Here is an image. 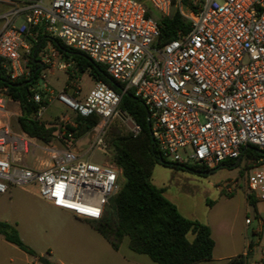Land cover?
<instances>
[{"label":"built area","instance_id":"1","mask_svg":"<svg viewBox=\"0 0 264 264\" xmlns=\"http://www.w3.org/2000/svg\"><path fill=\"white\" fill-rule=\"evenodd\" d=\"M175 13L185 28L160 43V22ZM55 39L124 85L117 93L96 82L85 101L59 92L56 99L76 114L96 115L103 125L127 119L137 136L140 126L119 110L122 96L131 93L147 107L163 160L184 165L192 159L214 169L240 163L250 147L264 152V0H0V71L10 81L31 75L35 47L44 68L66 70L70 65L58 60ZM31 91L40 103L41 94ZM5 97L0 95V195L33 185L55 207L99 220L123 187L121 169L88 163L71 150L43 169L19 165L29 143L1 123L12 117ZM102 145L99 134L92 148ZM245 158L248 194L264 202V154Z\"/></svg>","mask_w":264,"mask_h":264},{"label":"rangeland","instance_id":"2","mask_svg":"<svg viewBox=\"0 0 264 264\" xmlns=\"http://www.w3.org/2000/svg\"><path fill=\"white\" fill-rule=\"evenodd\" d=\"M37 59H41V51ZM58 60L70 66L64 71L57 67L42 68L35 85L39 91L45 92L48 88L54 93L45 92L48 105L37 118L48 127L56 128L51 142L45 143L24 134L18 124L20 115H17V105L5 97L7 111L16 110L18 113L2 118L1 123L9 124L14 134L29 143L28 152L20 155L21 164L43 169L56 161L57 154L73 148V152L88 163L116 165L113 161L114 149L109 142L116 135L130 134L131 122L120 117L106 125L99 121L84 137L78 140H70L69 136L66 138V125H72L77 114L61 104L56 99L57 94L65 91L78 101H85L96 82L89 72L77 77L75 61L60 52ZM99 134L103 136L104 145L92 148ZM246 155L247 152L237 166L233 167L236 162L230 166L232 161H226L210 169L212 172L207 175L194 172L196 166L192 159L181 165L173 163L171 158H165L164 163L155 165L151 182L176 206L182 217L211 228L216 251H256L251 258L255 261L264 251V224L260 223V219L264 221V202L254 194H248ZM247 195H251L255 201L259 215L255 219H252ZM247 218L251 225L246 223ZM0 222L12 225L23 243L35 253L29 255L0 236V264H42L40 258H44L48 264H120L124 256L154 264L147 256L130 250L128 237L123 239L117 250L119 252H116L92 227L91 220L52 207L33 185L11 187L7 194L0 195ZM260 229L262 231L255 235L254 232ZM200 264L216 263L205 261Z\"/></svg>","mask_w":264,"mask_h":264},{"label":"trees","instance_id":"3","mask_svg":"<svg viewBox=\"0 0 264 264\" xmlns=\"http://www.w3.org/2000/svg\"><path fill=\"white\" fill-rule=\"evenodd\" d=\"M181 28H185V24L179 14L164 18L160 22L159 42L166 43L174 39ZM42 40L43 35L39 37V42ZM44 43L45 40L42 46ZM53 46L66 58L75 61L77 77L89 72L95 82L101 81L117 93L124 89V85L114 80L103 65L95 63L85 54L66 47L58 39L54 40ZM38 53L35 47L28 61L31 75L27 79L10 81L6 72L0 71V95L18 102L21 109L18 124L24 134L49 143L55 137L56 128L48 127L37 119L39 110L48 105L46 93L36 89L42 101L36 103L32 100L31 88H35L42 70L36 63ZM119 109L140 126L141 132L137 136L132 133L116 135L109 142L114 149L113 161L122 169L125 182L121 191L110 199L102 217L92 220V227L116 251L123 239L128 237L130 250L147 256L155 264H199L210 261L215 247L210 227L182 217L176 206L151 182L153 169L156 164H160V156L148 128L147 107L143 101L128 93L122 96ZM99 121L96 115L82 117L77 114L74 123L66 125V138L69 134L70 140L84 137ZM246 152L248 155H257L253 147ZM234 163L232 161L229 165L233 166ZM193 170L201 173L210 169L196 166ZM247 200L249 205L255 206L251 195H247ZM0 236L23 252L35 255L9 223L0 222ZM243 259V256H238L231 264H244Z\"/></svg>","mask_w":264,"mask_h":264},{"label":"crops","instance_id":"4","mask_svg":"<svg viewBox=\"0 0 264 264\" xmlns=\"http://www.w3.org/2000/svg\"><path fill=\"white\" fill-rule=\"evenodd\" d=\"M40 61V60H39ZM39 61H36L37 64L40 65L41 69L44 68L42 66L41 63H39ZM10 99V98H8ZM11 100V99H10ZM14 104L17 105V108L19 110V114H17L18 112H16V110L13 111H8L9 113H13V114H17L18 116L21 115V109H20V106L18 104V102H15L13 100H11ZM71 151H74V149H70ZM18 164L19 165H22V166H26L28 167L27 165H23L21 164V160H22V157H18ZM47 201V200H46ZM49 202V201H47ZM49 204L56 208V209H59V210H62V211H65V212H68V213H71L73 216L75 217H78L76 216L73 212H70V211H67V210H63V209H60V208H57L55 207L51 202H49ZM256 217H259L258 213H257V208L256 206H254V215L252 216V219H255ZM79 218H82V217H79ZM83 219H86V218H83ZM89 220V219H88ZM92 221V220H91ZM260 223L261 224H264V221L260 219ZM250 225L252 224L251 222L249 223ZM211 229V228H210ZM262 230H256V232H254V234L256 235L257 233H260ZM212 233V231H211ZM213 238V236H212ZM116 252H119V251H116ZM256 251H216V244H215V247H214V251H213V256H212V259L210 261H213L215 262L216 264H231V262L233 261V259H235L236 257L238 256H243L244 257V264H264V251H261V256L259 258V260H251L253 254L255 253ZM258 252V251H257ZM135 253V252H134ZM137 254V253H136ZM141 255V254H140ZM145 256V255H144ZM251 256V257H250ZM202 262H205V261H202ZM154 263V262H153ZM201 263V262H200ZM199 263V264H200ZM120 264H150V263H145V262H141L139 260H136L134 257H122L121 261H120ZM155 264V263H154Z\"/></svg>","mask_w":264,"mask_h":264},{"label":"water","instance_id":"5","mask_svg":"<svg viewBox=\"0 0 264 264\" xmlns=\"http://www.w3.org/2000/svg\"><path fill=\"white\" fill-rule=\"evenodd\" d=\"M120 90L122 91V89H120ZM147 124H148V128H149V131H150L151 139L153 141L152 134H151V121H150L149 112L147 113ZM255 151L257 153H259V154H264V152H262V151H259V150H255ZM159 163H164V161H163V159L161 157H159ZM238 164H239V160L236 161V163L234 164L233 167L237 166ZM211 172H212L211 170H208V171H205V172H201L200 174L207 175V174H210ZM250 213H251V216L254 215V206L253 205L250 206ZM39 262L42 263V264H48V262L44 258H40Z\"/></svg>","mask_w":264,"mask_h":264},{"label":"snow or ice","instance_id":"6","mask_svg":"<svg viewBox=\"0 0 264 264\" xmlns=\"http://www.w3.org/2000/svg\"><path fill=\"white\" fill-rule=\"evenodd\" d=\"M95 214V213H94Z\"/></svg>","mask_w":264,"mask_h":264}]
</instances>
